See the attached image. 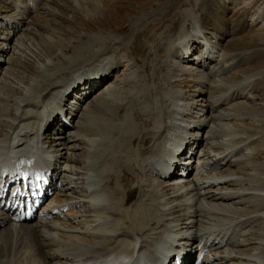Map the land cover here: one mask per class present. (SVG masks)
Wrapping results in <instances>:
<instances>
[{
  "label": "rangeland",
  "instance_id": "rangeland-1",
  "mask_svg": "<svg viewBox=\"0 0 264 264\" xmlns=\"http://www.w3.org/2000/svg\"><path fill=\"white\" fill-rule=\"evenodd\" d=\"M33 1L19 0L27 7ZM35 1H40L41 10L30 20L32 23L30 22L31 25L22 40H19L21 36L15 39L21 42L20 53H24V49L26 53L21 56L17 50L20 49V43H16L17 55L13 58L9 72L25 81L23 83L26 85L30 81L26 78V73L31 74L36 70L38 62H50L47 73H54L59 82H65L75 69L85 66L83 68L86 70L93 71L99 66L111 63L109 65L113 66V74L108 78L111 81H104L99 85L101 89L96 87L98 92L92 90L90 100L99 102L100 98H104L110 101L103 104L110 116L104 118L96 132V136L100 134V137L96 138L97 149L103 156L100 159L103 161H100L102 171L110 173L109 170L114 169L117 174L122 175L118 182L120 189L112 185L107 190L118 196L117 199L122 202L124 190L128 187L134 189V198L123 206L125 217L142 218L141 222L144 224L147 218H162L158 202L165 201L164 205L169 210L183 209L182 215H171L172 218H191L194 210L195 215L200 216L198 220L209 218L210 225L216 224L215 218H220L217 210L209 212L207 206H197L193 211L182 207L172 199V192L164 193V198L158 196L156 200L157 191L142 196L141 191L137 190L139 178L144 177L139 175L149 169L144 162L151 151H139L142 147L139 136L150 132L153 120L155 128L157 127L155 140L160 141L163 146L171 137L176 115L175 106L184 103L190 121L197 120L202 115L201 111H204L208 119L213 118L214 122L210 132L213 141L205 134L207 127L201 134L203 140L206 137L208 140L205 139L206 143L202 144L212 155L217 153L216 150L219 153L217 157L211 158L203 152L197 165L202 164L206 172H212L215 177L220 176L219 173L223 170H226L222 173L224 176H231L230 171L234 172L233 184L222 185L220 190L224 193L232 190L235 193V199L221 204L231 205L224 208V214L227 216V213L231 212V218L215 228L233 234L236 241L242 245L246 239H253L240 249L245 250L249 262L244 263L241 259V264H255L257 258L253 256V247L257 241L254 239L264 234V218L249 215L241 217L235 211L245 207L251 193L264 195V0ZM194 22L198 24L203 41L213 39L212 41L217 42L221 60L216 51L214 60L206 61L203 71L197 70L191 75L183 74L176 78L181 73L183 63L195 57L191 55H197L201 59L202 44L190 43L185 49L180 45V41L187 39L193 31ZM101 36L114 37L105 39ZM4 59H7V54ZM15 60L25 63L28 68L17 65ZM208 72L212 74V79L206 77ZM49 84L52 82L49 81ZM205 84L211 86L210 94L196 97L194 90L199 88L196 86L202 85L205 89ZM36 86L37 90L40 88L39 92L43 91L41 84ZM5 89L8 90L6 83ZM210 99L220 100L217 109H212L208 101ZM87 100L89 98L85 100L82 108L87 107ZM253 104L256 105L254 111ZM191 110L193 111L190 112ZM214 111L221 114L217 121L212 116L216 115ZM165 121L170 124L165 126ZM109 123L112 124L108 126ZM188 123L190 122L186 124ZM131 136L132 146L129 142ZM211 143H215L214 148L209 147ZM133 150L134 155L131 153ZM222 158L224 161H220ZM252 164L254 171L246 168ZM111 174L114 175V172ZM133 175L138 176L131 178ZM151 182L155 184L154 181ZM136 198L140 199V209L137 211L131 209L135 206L133 203ZM171 201L173 203H170ZM132 221L135 227L141 230V224ZM261 238L264 240V237Z\"/></svg>",
  "mask_w": 264,
  "mask_h": 264
},
{
  "label": "bare ground",
  "instance_id": "bare-ground-1",
  "mask_svg": "<svg viewBox=\"0 0 264 264\" xmlns=\"http://www.w3.org/2000/svg\"><path fill=\"white\" fill-rule=\"evenodd\" d=\"M18 2L15 0H0V55L6 51L7 46H10L9 41L14 35L17 36L22 31L27 32L32 23L28 21V16L32 15L31 20L41 10L40 6L37 11V4L40 1L36 3L34 0L32 4L25 3L26 5L30 4L29 7L22 5V2ZM23 34L24 32L20 36ZM101 37L110 39L114 36ZM212 40H206L208 44H206L205 51L202 33L197 22H194L193 31L187 39L180 41V45L185 49L190 43L193 45L202 44L201 59L197 55H191V57H195L183 63L184 65L180 69L181 73L176 78L181 77L183 74L191 75L197 70L203 71L206 61L214 60L216 51L221 60L220 48L218 49L217 42ZM18 41L14 40V45L11 47L12 53L18 48L16 43L17 45L20 43V49H17L20 53L22 45ZM12 61L11 57L8 63L0 59V172L10 169L7 161L12 159L17 161L26 160L24 158L26 157L29 158L27 161L30 163L45 169L46 172H50L49 175L55 174L59 177L58 182L62 185V189L56 194L54 204L47 208L46 215L51 214L54 209L62 211L58 217L51 220H34L30 222V225H25L28 223L18 224L12 222L9 213L7 214L0 209V264H144L145 261L142 262L144 259L147 260L145 264H152L162 261L169 250H185L192 242H196V248L202 241L207 244L208 264H241V259L244 263L248 262L244 253L245 250L240 249L247 244L246 242L253 239H246L242 245L236 241L233 234L228 231L224 233L215 228L231 218V212L227 213V216L224 214V208L231 205L221 204L235 199V193L232 190L227 191L229 193L220 190L222 185L233 184V170L229 173L231 176H224L222 173L226 170H223L219 173L220 176L215 177L212 172L207 173L202 164L193 166L197 148L195 145H198L201 141L199 140L200 132L208 127L205 134L206 136L209 135L210 140L213 141V135H210L213 130L211 125L214 123L213 118L208 119L204 111H201L202 115L197 120L190 121L187 117L188 114L186 115L185 104L178 103L175 106L176 115L174 116L175 122L173 121L171 137L168 140L166 139L167 142L163 146L159 143L160 141L155 140L157 127L155 128L152 120L150 132H144L139 136L142 144L139 151L142 152L146 149L151 151L144 162V165L148 166L149 169L139 175L144 177H138L137 190L141 191L142 196L157 191L156 200L158 196L164 198V193L169 194L172 192V199L181 204L182 207H188L193 211L197 206H207L209 212L217 210L220 218H215L216 224L210 225L209 218L203 221L198 220L200 216L195 215L196 210L193 211L191 218H187L188 216L185 218H172L171 215H182L183 209L172 208L169 210L164 205L165 201H162L158 202L162 218H147L146 224H144L141 222L142 218L125 217L126 211L123 206L131 198H134L133 187L124 190L122 202L117 199L118 196L107 190L112 185L120 189L118 182L122 178V175L117 174L114 169L109 170V172H114V175L111 172L102 171L101 162L103 161L100 160L102 154L97 149L98 140L96 138H99L100 134L96 136V132L101 127L104 118L110 116L109 111L103 108V104L110 101L104 98H100L102 102L89 99L87 100V107L82 108L83 103L88 98L83 96V94H86L84 90L90 89L92 86H98L107 78H111L110 74H113V66L109 65L111 63L99 66L93 71L86 70L83 68L85 66L80 67L75 69L65 82H59L54 73H47L46 71L48 70L47 67L50 66V62L44 64L38 62L36 70L32 71L31 74L26 73V78L30 81L25 85L23 83L25 81L9 72ZM15 62H17V65H21L22 68H28L25 63L23 64L19 60H15ZM3 66H6V68L3 69ZM193 66H195V69H193ZM206 77L212 79V74L208 72ZM49 81L52 84H49ZM199 81H201L200 78ZM37 84H41L42 92H39L40 88L39 90L36 89ZM18 86L20 89H18ZM79 86H83V89L79 90L80 93H77L78 95L74 98L72 97L75 101L69 100L71 101L69 102L67 97L72 95L70 92H73ZM196 87H199L194 90L196 97H204L211 90V86L208 85L205 87L206 90L202 85ZM110 95L113 96L112 93ZM208 101L212 109H217L220 104V100L210 99ZM253 106L252 110L254 111L256 105L253 104ZM207 107L209 108L208 105ZM63 110H65L63 113L69 111L73 115L70 118L72 127L68 130L67 136L59 133L51 136L52 134L49 131L54 128L50 124L56 123V118L62 117ZM134 112L133 114L137 115ZM218 112L214 111L216 115H212L215 121L220 118L221 114H218ZM167 118H170V113ZM221 119L224 121L222 116ZM59 122L62 123L61 119H59ZM187 122L190 123L186 124ZM164 123L165 126L170 124H166V121ZM110 124L112 123H109L108 126ZM145 125L148 124L145 123ZM48 126L50 127L48 128ZM219 126L217 125V127ZM114 130L116 131V129ZM166 133H168V130ZM132 136L129 140L130 146L133 145ZM164 136L166 135L164 134ZM214 139H216V136ZM50 141L53 143L52 148L47 146ZM184 146H189L190 150L194 151L192 157L186 159V162L182 164H190V169L184 166L183 169H189L191 173H194L193 177L186 180H182L180 177L181 172H168L178 159ZM209 147L214 148L215 143H211ZM216 151L218 152V150ZM134 152L135 150L131 153L134 155ZM215 157H217V154ZM220 161H224L223 158ZM235 167L236 165L233 168ZM60 168H62V172L58 173ZM246 168L254 171L253 164L248 165ZM9 173V171L5 172L6 176ZM208 174H210L209 177ZM137 176L130 177L137 178ZM166 176L173 178L171 182L163 179ZM143 179L145 180L142 183ZM151 181H154L155 184ZM182 182L186 183L181 185ZM246 202L247 204L243 209L238 208L239 210L235 211L238 216L245 217L249 215L264 218L263 194L251 193ZM170 203H173V201ZM133 204L135 206L131 208L132 210L137 211L140 209V199L136 198V202ZM132 220L141 224V230L135 227ZM240 221L242 220L240 219ZM261 237H264V234L254 239V241H257L253 247V256L257 258L254 261L255 264H264V240Z\"/></svg>",
  "mask_w": 264,
  "mask_h": 264
}]
</instances>
